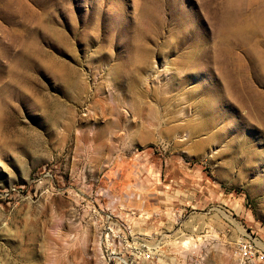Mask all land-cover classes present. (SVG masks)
Segmentation results:
<instances>
[{
    "label": "rangeland",
    "instance_id": "rangeland-1",
    "mask_svg": "<svg viewBox=\"0 0 264 264\" xmlns=\"http://www.w3.org/2000/svg\"><path fill=\"white\" fill-rule=\"evenodd\" d=\"M248 231L264 0H0V264H241Z\"/></svg>",
    "mask_w": 264,
    "mask_h": 264
},
{
    "label": "built area",
    "instance_id": "built-area-1",
    "mask_svg": "<svg viewBox=\"0 0 264 264\" xmlns=\"http://www.w3.org/2000/svg\"><path fill=\"white\" fill-rule=\"evenodd\" d=\"M113 220L109 225V229L113 231ZM110 232L107 230V238ZM250 233H243L237 240V253L241 260V264H264V242Z\"/></svg>",
    "mask_w": 264,
    "mask_h": 264
},
{
    "label": "bare ground",
    "instance_id": "bare-ground-1",
    "mask_svg": "<svg viewBox=\"0 0 264 264\" xmlns=\"http://www.w3.org/2000/svg\"><path fill=\"white\" fill-rule=\"evenodd\" d=\"M191 238H184V240H182L184 243L190 244L191 243ZM262 242V241H260ZM193 244V243H192Z\"/></svg>",
    "mask_w": 264,
    "mask_h": 264
}]
</instances>
